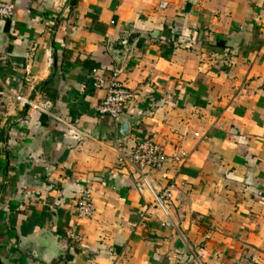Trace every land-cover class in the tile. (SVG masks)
<instances>
[{
  "label": "crops",
  "instance_id": "obj_1",
  "mask_svg": "<svg viewBox=\"0 0 264 264\" xmlns=\"http://www.w3.org/2000/svg\"><path fill=\"white\" fill-rule=\"evenodd\" d=\"M5 1L0 264H264V0ZM116 71L123 142L94 86ZM145 139L187 160L121 166Z\"/></svg>",
  "mask_w": 264,
  "mask_h": 264
},
{
  "label": "built area",
  "instance_id": "obj_2",
  "mask_svg": "<svg viewBox=\"0 0 264 264\" xmlns=\"http://www.w3.org/2000/svg\"><path fill=\"white\" fill-rule=\"evenodd\" d=\"M14 5L5 0H0V20L10 19L14 15ZM94 86L98 89H106V97L98 106L97 111L101 116L109 117L116 120L133 100V94L130 90L118 80V72L116 71L111 78L104 79L96 75ZM19 102L29 106L33 110H38V106L32 102L17 98ZM169 159L176 164H182L187 160L184 152H179L169 157L165 149L151 139H145L136 144L132 149H127L124 146L118 147V163L121 166H131L138 173L145 170H162ZM172 198V192L167 189L163 197H156V202L160 208L165 209V204ZM94 203L91 192L84 191L79 198L76 207L75 215L77 222L69 232V239L75 243L83 241L80 232L81 224L85 220L92 219L94 215ZM170 226V224H169Z\"/></svg>",
  "mask_w": 264,
  "mask_h": 264
},
{
  "label": "water",
  "instance_id": "obj_3",
  "mask_svg": "<svg viewBox=\"0 0 264 264\" xmlns=\"http://www.w3.org/2000/svg\"><path fill=\"white\" fill-rule=\"evenodd\" d=\"M116 122L118 124V138L120 142L126 140V137L129 133L130 125L127 122L125 115L121 114L117 119Z\"/></svg>",
  "mask_w": 264,
  "mask_h": 264
}]
</instances>
